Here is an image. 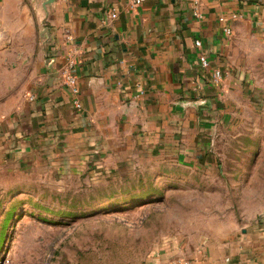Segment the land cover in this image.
Segmentation results:
<instances>
[{
    "label": "crops",
    "instance_id": "obj_1",
    "mask_svg": "<svg viewBox=\"0 0 264 264\" xmlns=\"http://www.w3.org/2000/svg\"><path fill=\"white\" fill-rule=\"evenodd\" d=\"M250 35L264 38V0H0V174L117 177L146 160H213L232 80L211 82L195 41L230 71L234 43ZM146 264H264V221L228 238L165 241Z\"/></svg>",
    "mask_w": 264,
    "mask_h": 264
},
{
    "label": "rangeland",
    "instance_id": "obj_2",
    "mask_svg": "<svg viewBox=\"0 0 264 264\" xmlns=\"http://www.w3.org/2000/svg\"><path fill=\"white\" fill-rule=\"evenodd\" d=\"M233 50L229 116L200 167L146 160L97 178L1 170L0 264H146L165 241L228 238L264 221V38Z\"/></svg>",
    "mask_w": 264,
    "mask_h": 264
},
{
    "label": "built area",
    "instance_id": "obj_3",
    "mask_svg": "<svg viewBox=\"0 0 264 264\" xmlns=\"http://www.w3.org/2000/svg\"><path fill=\"white\" fill-rule=\"evenodd\" d=\"M142 2V0H135V4H140ZM196 14L198 16H200V14L196 11ZM111 17L112 18H116L118 17V14L116 11H111ZM237 16L234 15L233 18H236ZM220 21L225 24L224 26V31L227 34H231L232 33V26L229 23V18H225V17H221ZM195 45L197 47V49L199 50V59H200V63H201V67L203 68V70L205 71H210L211 75L208 77L210 78L211 82L218 85L221 84V82L223 81V79L226 76V69L224 67H211V63L208 57V54L205 52V50L203 49L202 46V41L200 39H196L195 41ZM75 69V63L73 60H70L68 62L67 65V69H66V85L68 86L69 90L72 92V94L74 95L75 99H74V105L78 108L81 109L82 108V103L80 101L79 95H80V88L78 85V79L76 74L74 73Z\"/></svg>",
    "mask_w": 264,
    "mask_h": 264
}]
</instances>
